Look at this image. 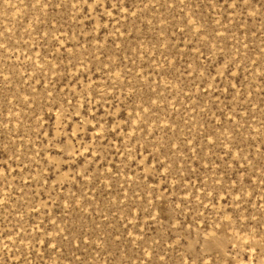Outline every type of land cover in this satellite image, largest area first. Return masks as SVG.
<instances>
[{
    "label": "rangeland",
    "instance_id": "1",
    "mask_svg": "<svg viewBox=\"0 0 264 264\" xmlns=\"http://www.w3.org/2000/svg\"><path fill=\"white\" fill-rule=\"evenodd\" d=\"M0 264H264V0H0Z\"/></svg>",
    "mask_w": 264,
    "mask_h": 264
}]
</instances>
